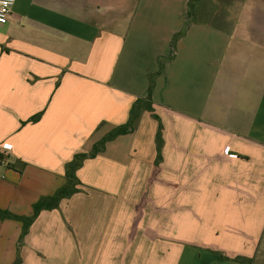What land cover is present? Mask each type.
Masks as SVG:
<instances>
[{
  "label": "crops",
  "instance_id": "1",
  "mask_svg": "<svg viewBox=\"0 0 264 264\" xmlns=\"http://www.w3.org/2000/svg\"><path fill=\"white\" fill-rule=\"evenodd\" d=\"M201 2L16 0L0 25L1 210L30 216L168 59L154 112L84 162L21 264H264V0L215 22ZM21 231L0 220V264Z\"/></svg>",
  "mask_w": 264,
  "mask_h": 264
},
{
  "label": "trees",
  "instance_id": "2",
  "mask_svg": "<svg viewBox=\"0 0 264 264\" xmlns=\"http://www.w3.org/2000/svg\"><path fill=\"white\" fill-rule=\"evenodd\" d=\"M196 0H190V9L193 14V2ZM185 31H182L174 36L173 44L175 45L177 40L184 35ZM168 59H161L160 71L151 74L149 76V88L148 95L143 98H138L132 105L129 118L126 123L118 125L107 132L100 140L95 142L89 152L75 154L71 161L65 164V183L58 188L54 194L50 196L41 197L32 206V214L30 216L17 215L7 210L0 209V220H14L18 221L22 225L21 235L17 245V256L13 264H21L20 251L23 245L25 236L28 234L30 227L39 216L42 211L58 209L63 199L72 197L73 195L81 192L80 180L77 177L78 170L83 166L87 159L95 158L96 156L104 153L108 144L118 137L132 134L137 127L138 121L144 112H154L152 92L155 87V80L158 76L164 72V63ZM157 120L159 118L153 115ZM41 114H38L32 118V120L40 119ZM161 124L158 127V133L161 132ZM159 139V138H158ZM2 158H0L1 161ZM238 260L245 261V258L239 257Z\"/></svg>",
  "mask_w": 264,
  "mask_h": 264
},
{
  "label": "rangeland",
  "instance_id": "3",
  "mask_svg": "<svg viewBox=\"0 0 264 264\" xmlns=\"http://www.w3.org/2000/svg\"><path fill=\"white\" fill-rule=\"evenodd\" d=\"M201 1H202L201 5L203 6V10L209 12V14L203 15L202 18L208 21L215 22L218 21V19H220V16L222 15L221 12H223L224 7L228 6V3L232 2L233 0H201ZM214 12L216 13L215 16H213ZM256 264H261V263L258 262Z\"/></svg>",
  "mask_w": 264,
  "mask_h": 264
},
{
  "label": "built area",
  "instance_id": "4",
  "mask_svg": "<svg viewBox=\"0 0 264 264\" xmlns=\"http://www.w3.org/2000/svg\"><path fill=\"white\" fill-rule=\"evenodd\" d=\"M16 0H0V25L8 22Z\"/></svg>",
  "mask_w": 264,
  "mask_h": 264
}]
</instances>
